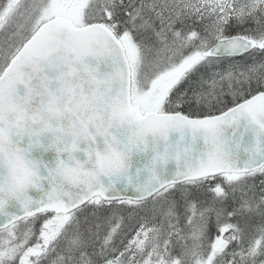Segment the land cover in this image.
<instances>
[{"label": "snow or ice", "instance_id": "6c2138e0", "mask_svg": "<svg viewBox=\"0 0 264 264\" xmlns=\"http://www.w3.org/2000/svg\"><path fill=\"white\" fill-rule=\"evenodd\" d=\"M0 264H264V0H0Z\"/></svg>", "mask_w": 264, "mask_h": 264}]
</instances>
